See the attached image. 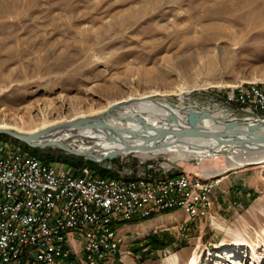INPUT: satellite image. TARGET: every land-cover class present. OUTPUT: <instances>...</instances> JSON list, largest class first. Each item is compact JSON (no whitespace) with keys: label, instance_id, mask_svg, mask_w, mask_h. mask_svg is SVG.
<instances>
[{"label":"rangeland","instance_id":"1","mask_svg":"<svg viewBox=\"0 0 264 264\" xmlns=\"http://www.w3.org/2000/svg\"><path fill=\"white\" fill-rule=\"evenodd\" d=\"M262 20L264 0H0V123L26 130L41 122L42 112L50 120L68 119L149 96L220 109L244 124L224 99L237 85L264 80ZM30 148L0 133L2 151L28 154ZM170 157L119 155L111 168L116 177L109 178H190L201 188L199 202L157 211L155 218L113 222L114 231L138 221L141 230L125 235L135 238L117 255L112 241L114 254L102 249L105 257L96 263L167 264L164 259L175 254L177 264H189L194 255L195 264H264V162L225 169V155L183 162ZM221 185L226 190L215 200ZM210 202L205 212L203 203ZM159 218L168 223L153 227ZM155 240L164 247L156 249ZM86 248L82 264H95Z\"/></svg>","mask_w":264,"mask_h":264},{"label":"built area","instance_id":"2","mask_svg":"<svg viewBox=\"0 0 264 264\" xmlns=\"http://www.w3.org/2000/svg\"><path fill=\"white\" fill-rule=\"evenodd\" d=\"M224 102L243 121L264 124V85L225 94ZM200 189L190 178L167 177L157 188L121 186L0 150V264H82L84 247L111 229V216H140L175 199L193 200ZM42 237H52L53 245L42 244Z\"/></svg>","mask_w":264,"mask_h":264},{"label":"bare ground","instance_id":"3","mask_svg":"<svg viewBox=\"0 0 264 264\" xmlns=\"http://www.w3.org/2000/svg\"><path fill=\"white\" fill-rule=\"evenodd\" d=\"M252 14V13H251ZM257 13H254V15ZM252 24V22H249ZM259 24H264L262 20ZM264 80L260 82L248 83L245 85L235 86L229 94L233 95H242L247 93L250 86H263ZM154 100L149 96H140V97H128L120 101L110 102L104 108L99 110H90L88 113H77L71 118H63L61 120H50L45 117V113L42 112L44 116L41 122L38 125H28L26 130H23V126L9 125L7 123H0V129L13 130L21 134H35L45 128L57 125L63 121H72L75 119L90 118L93 119L97 116H101L102 122L107 125L114 126L116 128H124L128 130H136L141 132L144 136L145 128H154L159 131L172 129V130H185L196 126L203 131L215 132L222 131L227 129H246L249 125H253V122L249 123H240L229 118L230 115L228 112L223 110H213L207 112L206 109L194 108L191 106H185L184 104H173L167 102L166 100ZM127 102V103H126ZM114 105H117L113 107ZM49 106H52V102L49 103ZM111 109V113H107V108ZM106 112V113H105ZM203 112L205 115H203ZM136 121H139L138 124ZM128 130L123 131L121 134L124 136L125 140L132 144H140L141 140L133 138L131 132ZM255 132L264 134V127L259 128ZM51 141H64L70 142L69 146L74 148L78 152H87V150H94L97 154H100V150L104 152H109L112 148H117L122 154L136 152L142 156H145L147 151H131L123 152V144L120 142H114L112 139H109L106 131L94 132L88 128L84 129H73V127H68V129H57L54 130L51 134ZM80 139H87L92 142L91 144H85L80 142ZM237 140L245 141V145L240 146L234 143ZM79 141V142H78ZM78 142V144H77ZM75 145V146H74ZM152 154H170L172 161L183 162L191 159H201L205 157H215L218 155H225L227 157V167L225 169H230L234 167H239L246 164H259L264 162V144H257L250 141L246 136H223L218 139L207 138L202 136L186 135L179 138L169 139L168 143L165 146L159 147L150 151ZM32 159L38 161V163H47L42 159L31 155ZM221 170V169H220ZM76 172V171H75ZM90 169L87 167H82L80 169L81 175H89ZM222 172V171H221ZM206 176H211L213 173H206ZM100 179H104L106 182H118L121 186H141L144 185L148 188H157L159 186L165 185V182L135 179L129 181H123L121 179H114L109 177L98 176ZM171 180H180V182H187L186 177H180ZM156 182V183H155ZM199 194H196L191 199H175V205H164L161 209H152L144 211L140 216H129L128 218L124 216H111L110 224L113 222L123 220V221H132L135 219H145L150 216V214H156L157 211H169L175 210L176 208L186 207L189 204L194 202H199ZM206 206L205 203H203ZM203 208L205 209V207ZM209 207V205H208ZM208 207L206 209H208ZM192 213L193 209L191 210ZM159 220L161 223H159ZM159 218L157 221L151 223L153 227L163 225L168 223L166 219ZM214 222V221H213ZM114 230L105 229L104 237H98L92 241V246H87L86 251L87 255L95 257V264L99 260L105 257L103 253L104 250L108 251L111 255L114 254V245L112 241L116 240V233ZM106 240V241H105ZM42 244L44 245H53L52 237H42ZM224 245V242L223 244ZM225 246V245H224ZM104 249V250H102ZM89 250H93L90 252ZM198 256L194 255L189 264H195ZM223 258L222 256H217V259ZM96 259L98 260L96 263ZM225 261V259L223 258ZM164 261L167 264H177L178 256L171 254L167 256Z\"/></svg>","mask_w":264,"mask_h":264},{"label":"water","instance_id":"4","mask_svg":"<svg viewBox=\"0 0 264 264\" xmlns=\"http://www.w3.org/2000/svg\"><path fill=\"white\" fill-rule=\"evenodd\" d=\"M111 109L107 110V113H111ZM106 113V112H105ZM203 115L205 113L203 112ZM101 116H97L93 119L90 118H82V119H75L72 121L62 122L60 124L45 128L35 134H21L17 133L12 130L7 129H0V133L7 135L11 139L17 142H22L30 146L34 149H46L48 147H53L56 149H60L66 153L73 154L76 156L85 157L87 160H90L96 164H100L101 166L111 169L112 168V161L116 159L119 155H124L120 152L117 148H112L109 152H104L100 150V154H97L94 150H87V152H78L74 148L69 146L70 142L64 141H51V134L54 130L57 129H68V127H73V129H84L88 128L94 132L106 131L107 136L109 139H112L114 142L118 141L123 144V152H131V151H147L150 152L154 149L159 147L165 146L169 139L179 138L181 136H202L207 138H215L218 139L223 136H239L244 135L250 141L257 143V144H264V134H260L255 132L259 128L264 127V124H253L249 125L246 129H227L222 131H215V132H207L203 131L196 126H192L191 128L185 130H162L159 131L154 128H145L144 136L141 132L136 130H128L124 128H116L111 125L104 124L101 120ZM140 124L139 121H136ZM238 124H240L238 122ZM128 130L131 132L133 138H137L141 140L140 144H132L125 140L124 136L121 134L123 131ZM87 139H80V142H84ZM79 142V141H78ZM245 141L237 140L234 143L237 145L243 146L245 145ZM93 145V144H91Z\"/></svg>","mask_w":264,"mask_h":264},{"label":"trees","instance_id":"5","mask_svg":"<svg viewBox=\"0 0 264 264\" xmlns=\"http://www.w3.org/2000/svg\"><path fill=\"white\" fill-rule=\"evenodd\" d=\"M30 150H31V153L30 152L29 153L25 152V153L34 155V156H36L42 160H45L47 162L62 163L66 166H70L71 167L70 170L74 174H78V172L80 171V169L82 167H88L94 176L116 177L115 175H113L114 171L112 169H107V168L101 166L100 164H96V163H94L90 160H87L83 157H80V156H73L70 154H66L65 152H63L61 150H56L55 152H48V151H44V150H40V149H31V148H30ZM22 152H24V151H22ZM167 212H171V211H162L160 214L167 213ZM156 243L158 244V243H160V241L155 240V243L153 242V244H155L154 247H156V245H157ZM163 247H164V244L162 243V244L158 245V247H156V249L163 248Z\"/></svg>","mask_w":264,"mask_h":264},{"label":"crops","instance_id":"6","mask_svg":"<svg viewBox=\"0 0 264 264\" xmlns=\"http://www.w3.org/2000/svg\"><path fill=\"white\" fill-rule=\"evenodd\" d=\"M225 190L226 189H223L222 188V185L221 186H219L218 188H217V190L215 191V193H214V197L216 198L215 200H217L218 198H219V195H221V193H224L225 192ZM212 195H213V192H212ZM212 212H215V208L213 207H211V209H210V213H212ZM156 215H160V214H154L152 217H154V216H156ZM178 216H179V214H178ZM181 216V215H180ZM155 218V217H154ZM188 218V217H187ZM187 218L184 220L185 222H187L188 220H187ZM148 222V221H147ZM140 223V221H138V223L137 222H133V223H124V224H120V226L117 228V230H116V227H115V232H116V241H115V243H114V245H115V254H116V252H117V254L118 253H122V250H121V245L124 243V241L125 240H129L131 237L133 238L134 237V235L133 236H131V237H129L128 238V236L126 237L125 235L128 233V232H138V231H140L141 230V228H139L140 226L138 225ZM137 224V225H136ZM189 224H190V222L189 223H187V227L189 226ZM117 232H118V236H119V240H120V243L118 242V237H117ZM135 238V237H134ZM118 245H119V249H118ZM116 254V255H117ZM105 261H100V262H98L97 264H103ZM107 264H109V263H107Z\"/></svg>","mask_w":264,"mask_h":264}]
</instances>
